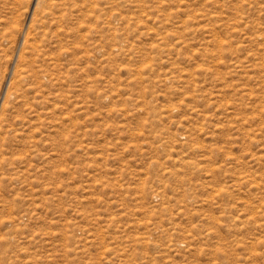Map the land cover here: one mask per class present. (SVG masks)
<instances>
[{
    "label": "rangeland",
    "instance_id": "rangeland-1",
    "mask_svg": "<svg viewBox=\"0 0 264 264\" xmlns=\"http://www.w3.org/2000/svg\"><path fill=\"white\" fill-rule=\"evenodd\" d=\"M0 264H264V0H0Z\"/></svg>",
    "mask_w": 264,
    "mask_h": 264
}]
</instances>
